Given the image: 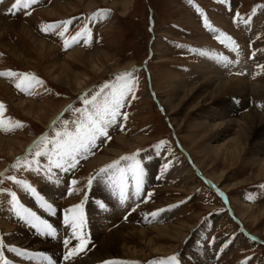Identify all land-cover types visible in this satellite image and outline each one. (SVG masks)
Segmentation results:
<instances>
[{
  "label": "rangeland",
  "instance_id": "obj_1",
  "mask_svg": "<svg viewBox=\"0 0 264 264\" xmlns=\"http://www.w3.org/2000/svg\"><path fill=\"white\" fill-rule=\"evenodd\" d=\"M14 2L15 0H0L2 7L0 16L5 17V22L9 24L19 21L34 37L53 44L54 50L38 55L33 42L26 39L19 29L7 28L0 36V73L9 71L18 74L30 73L41 81L33 83L31 87L17 88L16 84L20 82L19 76H0V104L3 105V109L0 110V119H3L6 125L9 121L13 125L18 122L19 125L12 127L11 130H0V137L16 138L19 142L15 141V144L11 141L0 142V149L4 152V154L0 153V172L4 173L0 175V219L6 222V225L0 223V257L3 261L7 264L18 263L17 258L19 262L22 261V256L16 257L18 256L16 254L15 257H11V254L15 250L13 245L20 246L13 244L20 238V235L17 237V230L23 222L17 214L19 207H26L28 204L24 203L26 189L23 184L14 183L13 180L20 176L31 179L33 183L27 184L29 193L36 192V186L39 190L44 189L45 184L50 180L47 174L43 178L42 175H34L24 162L28 158H33L38 168L43 171L49 165L50 155L53 163L60 160L62 163L68 162L69 165L75 164V167H72L74 174L67 186L68 193L60 192L59 198L52 196H57V191L61 189L59 182L55 183L50 190L47 188L51 195L46 191L47 199L55 202L56 199L59 200L54 203L56 212H59L61 208L64 213L62 216L61 212L55 214V217L57 216L55 222L59 223L62 219L58 227L62 231V239H52L46 229H43L41 237L44 241L41 239L39 241L47 245L49 242L57 241L56 247L58 244H63L65 253L61 256L57 254L60 260L70 249L75 248L83 249L77 254H82L80 258H84V255L95 250L96 240L103 235V232L122 224L134 225L136 229L144 230L151 229L153 226L175 223L192 216L190 220L192 227L201 225L202 219L224 209L223 203L229 204L231 199L232 215H228L227 219L233 220L236 227L231 226L230 221L226 220L222 230L216 233V239L224 240L229 238V233L240 230L236 222H240L255 233L238 213V208L235 206L237 204L234 201L254 207L261 206L264 203L263 198H256L250 202L243 198L253 189L258 190L259 186H264V180L240 185L233 191L224 188V186L237 184L242 181L243 176L248 175V166L254 160L249 154L250 151H245L233 167L224 166L221 163L222 154L219 155L221 157L217 158L215 164L205 158L203 152H200L203 150L214 156L216 146L223 144V138L232 136L230 129H225L220 135L219 131L212 128L218 120L223 121L224 118L221 116L227 115L231 110L228 118L239 117L242 114H249L250 110L233 112L235 108L229 100L236 98V94L225 93L212 99L198 100L197 97H200L198 88L191 97L185 96L183 91L184 88L213 75L211 73L206 76L203 73L206 70H201L204 60L202 59L200 63L198 61L204 53H225L230 48L225 44L226 41L230 42L231 47H252V51L249 48L250 52L260 56L263 60L261 73L257 76L253 75V79L248 82L246 75L242 77L246 78L244 81L248 85L264 87V0H35L27 8L18 7L9 11ZM53 2L60 5L51 7L56 9L55 16L42 12L47 10ZM124 3L125 6H122ZM98 10L107 11L102 12L101 15H93ZM149 18L152 19L151 30H149ZM66 21L71 23L67 24L65 31L63 22ZM49 25L55 27L48 28ZM85 26L90 35L81 36L73 42L72 37ZM61 32L63 35H60ZM66 40L70 45L68 47L65 46ZM5 42L20 53L22 60L15 59L5 50L3 47ZM76 50L91 52L86 55V58H92L93 62L83 63V59H79L81 56L76 55ZM95 50L99 51L93 52ZM244 51L243 49L242 54L245 53ZM67 52L73 57L65 59ZM63 61L65 65H61ZM144 61L145 63L142 64ZM214 63L215 59L210 55L208 65L215 68ZM194 67L199 68L197 76H193ZM48 70H55L54 72L60 74L65 81L62 84L52 81L47 73ZM73 73L82 75H78L79 77L75 79ZM126 73L129 75H124ZM121 76H124V79H120ZM229 77L241 78L235 75ZM222 78H228V76H222ZM78 81L84 82L80 89L77 86ZM126 86H130L131 91L127 92L122 99L120 114L107 126V135L97 136L95 141L89 143L86 148H80L74 154L75 159L59 155L58 145L55 142L59 141L62 144L68 140L63 133L67 132L74 136L77 128L85 123L88 117L94 116L106 102L113 99L114 94L118 95ZM261 94L248 90L244 98L252 97L254 105L258 101L264 102V95ZM86 100L90 103H85ZM168 100L169 102L165 104ZM212 100L215 102L212 105H216L219 112L211 120L208 117L210 109L207 104ZM17 101L40 104L45 113L41 112L38 120L28 117L23 114L24 110L21 111L14 105ZM171 103L178 105L173 113L169 112ZM251 110L264 116L256 108ZM56 114L58 118L48 125ZM200 117L205 120L204 124L201 123ZM58 132L62 134L60 137L56 135ZM186 134L189 138H194V142L189 141L187 136L184 140L182 136ZM117 136H124L127 139L138 137L144 140L138 142L132 140L131 146L117 145L116 151L110 155L109 159L88 167V162L104 149L113 146V140ZM42 137L47 138L43 144ZM30 142H32L30 150L25 151ZM8 143L16 149V152L10 156H7L5 151L11 147V145L6 146ZM19 144H21L20 148ZM37 152L41 155L37 156ZM186 153L196 167L194 169L187 167L180 172L175 167L177 166L180 170V167L185 168L186 163L189 164ZM256 153L257 160L264 156L258 151ZM133 154H135L134 160H127L129 163L133 162V165L135 162L140 166L159 164L161 181L160 185L153 189L152 198H147L148 201L141 200L132 204L131 207L128 206L131 213L123 219L120 215L114 214L117 211L121 214L122 209L117 208V200L114 198L115 191L118 193V190L117 183H111L112 168L105 172H100V169L106 168L114 161H121V157H131ZM201 161L202 165L199 164ZM26 163L29 164V161ZM221 170L224 177H220ZM207 171L220 180L222 178V184L211 178ZM167 173L172 175L169 182L166 181ZM207 180L216 184L217 189H213ZM161 183H163L162 186ZM8 190L16 192L19 199L16 198L18 200L15 203ZM119 191L122 194V191ZM173 203H180L181 206L179 210L175 209L177 211L169 214V211L163 207ZM75 205L81 206L80 212L69 211ZM108 211L110 213L107 215ZM81 213L82 224L78 218ZM36 215L32 213L31 218H35ZM88 218L91 219L88 224H92L91 232L94 233V238L85 224ZM110 218H113L114 222ZM73 222L77 224V227L72 226ZM248 222L250 225L253 224L250 219ZM26 223L31 224V220H27ZM113 223L114 226H112ZM256 227L264 229V219ZM52 230L49 231L57 235L56 231ZM206 232L207 228H204V233ZM189 233L190 231L180 242L167 241L165 244L176 245V250L161 256L112 257L93 264H105L108 261L121 262V264H159L160 261L164 264H187L184 258L192 257V252L185 249L184 239ZM147 235L153 236L154 233L149 232ZM21 237L25 239L27 236L24 234ZM20 244L24 247V242L21 241ZM128 244L135 246L130 242ZM255 246L257 247L243 246L232 254L226 255V258L218 264H240L245 262V256L251 252L256 254L257 264H264V245ZM25 249L27 248H20V250ZM198 250H200L199 247ZM22 254L24 253H20ZM77 254L67 259L68 262L71 263L79 258ZM5 256L9 257V260ZM169 257H175V261H169ZM194 259L196 260L195 257ZM216 261L218 258L214 259V262Z\"/></svg>",
  "mask_w": 264,
  "mask_h": 264
},
{
  "label": "bare ground",
  "instance_id": "obj_2",
  "mask_svg": "<svg viewBox=\"0 0 264 264\" xmlns=\"http://www.w3.org/2000/svg\"><path fill=\"white\" fill-rule=\"evenodd\" d=\"M55 5L60 6L59 3L53 2L52 5H50V7L47 8V10H45V11L43 10L42 12H45L48 15H54L55 14L54 10H56V9L55 8L52 9L51 7H53ZM122 6H125V3L122 4ZM1 8L2 7L0 5V15H1ZM5 19H6L5 17L0 16V36L4 33V31L7 28L19 29L21 31V33L24 34L26 39L33 42V45L35 46L38 55H44L45 53H50L51 51L54 50L53 44L48 43L42 39H38V38L34 37L23 26V24L20 23L19 21H15V22H12L9 24V23L5 22ZM3 47L5 48V50H7L9 52V54L12 55V57H14L17 60L18 59L22 60V56L20 55V53H18L13 47L8 45L6 42L3 43ZM98 51L95 50L93 52H98ZM89 53H91V52H86L83 50H76V55L81 56L79 59H83V63H85V61L87 63L93 62L92 58H86V55H89ZM210 55H212L213 58L215 59V63H214V64H216V66L214 65L215 68L212 67L211 65H208V60L210 58ZM235 55H237V52L234 53V51H232V50L226 51L225 54H223V55H217L214 53H204L203 56L200 57V61H198V63H200L203 59L204 60L203 65L200 64V65H202L201 70H204V69L206 70L205 72L203 71V73L206 74V76H209V74H211V73H213V75L209 76L208 78L201 80V82H198V83H196V84H194L188 88H184V91H183L184 95L191 97L192 93L194 91H196L197 88L199 89L198 94L200 93V95H199L200 97H197L198 100L199 99L208 100V98L212 99L218 95H222L225 93L236 94L237 96L241 97V99H240L237 96H235L236 100L242 101V103H241L242 106L239 105L238 103H233L229 100V102L235 108V111H233L235 113H237V112L239 113V110H242L244 107L248 106V100L250 98H249V96L244 98V96L248 90L253 91V92L262 93L261 95H264V87H261V86L259 87V86H256L255 84H254L255 86L254 85L253 86L248 85V83H246L244 81V79H246V78L242 77L243 76L242 74L241 75H235V76L241 77V78L229 77L230 75H228V72L230 69H232L231 68L232 66L234 67L233 68L234 71H239L240 73H243V69H246L244 64H246L247 61H245L244 63H242V61L241 62L237 61L235 59V57H237V56H235ZM72 57H73L72 54L68 53L65 56V59H69ZM64 63H65V61H63L61 63V65H65ZM198 63H196V65ZM195 67H194L193 76H197L199 74V71H198L199 68L197 67L198 69H196ZM210 70H212V71H210ZM54 71L48 70L47 73L51 77L52 81L57 82V83L61 82L60 84H62V82L65 80H63V77L61 78L60 74H56ZM51 74H52V76H51ZM73 75L76 79L79 76H81L82 74L73 73ZM222 76H224V77L228 76V78H222ZM59 78H61V79H59ZM246 81L248 82L249 80L246 79ZM83 84H84L83 81H78L77 82L78 89H80ZM168 102H169V100L166 101L165 104H167ZM213 103L215 104L214 100H212L211 102H209V104H207L209 109H210V112L208 113V117H210L211 120L213 117H215V114L217 112H219L217 109V106L212 105ZM14 105L19 110H21V111L24 110L25 112H23V114H25L26 116L32 117V118L34 117L37 120L39 119L40 114H42L41 112L45 113L44 110L42 111L40 104H35L33 102H30V101H17V102H15ZM232 105H231V108L234 109L232 107ZM26 107H28V109L25 110ZM175 108H178V105L172 104L170 106L169 112L173 113L175 111L174 110ZM251 109H253V107L248 109V111L250 110L249 114H242L239 117L234 116V118H228V113L231 112V110L228 111L227 115H224V116L220 115L221 118H224V119H222L223 121L221 122V119L219 118L220 121L218 120L217 121L218 123L213 125L212 128L219 131L220 135H222V132L225 129H230L232 132V136L230 135L229 137L223 138L224 142L220 146H216L217 149H215L214 156L210 153L208 154V153H205L203 150H200V152L204 153L203 155L205 156V158H207L208 160H210L212 163H215V164L217 162V158L221 157L219 155L222 154L223 156L221 157L222 158L221 163H223L224 166L229 165L231 167H233L235 165V163L239 162L242 154L245 151H247V150L250 151L249 154H250L251 158H253L254 160H253V163L250 166H248L249 167L248 175L246 177L243 176L242 181L238 182L237 184L224 186V188H226L229 191H233V189H235L236 187H239L240 185H243V184L254 183L253 181H258L260 179L264 180V156L261 158H258L259 161L255 157L256 155H258L256 153V151H258L259 154L260 153L264 154V120L262 118L263 115L261 116L258 112H256L255 110H251ZM259 111L262 112L261 110H259ZM201 118L202 117H200L201 123L204 124L205 120L203 118L202 119ZM178 127H180V125ZM209 127L211 128L210 125H209ZM185 136L188 137V135L186 134V135L182 136L184 138V140H185ZM193 139L194 138L188 137L189 141L194 142ZM132 140L134 142H138V141L144 140V138H138L137 137L134 139H127V138H124V136H117L113 140L114 141L113 146L110 148L104 149L93 160L88 162L87 166L90 167V166H93L95 164H98L102 161L109 159L111 157L110 155L116 151L117 145L131 146ZM6 141L7 142L11 141L15 144L16 138L0 137V142H6ZM16 142L19 143L18 141H16ZM10 145L11 144L8 143L6 146H10ZM20 147H21V144H19V148ZM4 150H5V148H4ZM190 150H192V149H190ZM5 151L7 152L6 155L10 156L16 152V149L13 148L11 145V147H9ZM0 153L4 154V152L1 149H0ZM199 164L202 165L203 162L201 161V162H199ZM184 169H186V168H181L178 171L181 172ZM207 173H209V171H207ZM219 174H220V177H224L223 176L224 173H222V170L219 172ZM208 175H210V177L213 178L217 183L218 182L221 183V181L223 180L222 178L220 180L215 175H212V173H209ZM171 177H172V175L170 173L167 174V180L168 181L170 180L169 178H171ZM151 178L152 177H149V178L146 177V179L144 178L143 181H146L147 183H149L148 181ZM58 182L64 183L63 176L59 175V173L56 174L55 178L51 181V183H48L47 187H45L46 190H47V188H48V190H50V188L54 187L55 183H58ZM102 187H103V185H102ZM61 190L62 189L57 191V196L55 195L56 197H60L59 192ZM43 193H45V191H43ZM108 198H109V196H108ZM233 201H234V199H233ZM56 202H57V200H56ZM234 202H236V204H237V205H235V204L234 205L237 206L238 213L240 214V216L247 222V224L255 231V233L257 235H259L261 238H264V229H260V228L258 229L256 227L257 224L264 219V217H262L264 215V203L261 204V206H257V207L255 206L254 207L252 205L239 203L236 200ZM128 206H129V203L126 202V204H118L117 208L120 210L122 209L121 210L122 211L121 214H122L124 211H126L128 209L127 208ZM256 211H259V212H256ZM41 213L44 214V213H47V211L42 209ZM108 213H110V211L107 212V215H108ZM114 214L115 215L118 214L121 217V214L118 211H117V213H114ZM129 215L130 214H128V216ZM191 217L192 216H188V217H185L182 220L175 222V223L165 224V225H161V226H153V227H151V229H144V230H138V229H136V227H134V225L132 226V225H125V224L117 226L116 228L114 227L113 229H109V230L103 232L102 236H99V238L96 240V247L94 248L95 250L89 252V254H87V255H84V258L83 257L80 258V256L82 254H77V256H79V258H77L75 261H73L71 263H69L68 260L65 259V257L62 260H60V258H57V254H59L61 256L63 253H65L63 251L64 248L62 247L63 244H58V246L56 247L55 244L57 243V241H53L54 244L49 242L48 245L43 243L42 241H39L40 239L44 241V239L39 238L37 235H35V232L33 233L30 229H28L29 230L28 231L27 227H26L27 225H25L26 223L24 222V224L22 223L21 227L17 230V237H19L18 235H20V238L13 243V244H17L20 246L13 245L15 250L12 252L11 257H15L17 254L18 256H16V257L22 256L21 258H23V257L26 258V260H24V261L20 260V262H19V258H17L16 261H18V263L16 262V264H29V263L30 264L31 263L32 264H35V263L60 264L61 262L62 263L68 262L67 264H93V263L99 262L102 259H107V258H112V257L147 258V257L155 256V255L161 256L163 254H167L171 251H174V249H175L176 245L169 244V243L165 244L167 241H170L171 243L180 242L186 236L187 232L190 231L189 229L192 227L191 221H190ZM27 219H29V217H27ZM110 219H112L114 222L113 218H110ZM129 219H131V217ZM249 219L253 221V224H251V225L249 224V222H248ZM89 221L91 222V219ZM4 222L5 221H3V220L0 221V223L2 225H6V222H5V224H4ZM112 226H114V223L112 224ZM23 227L25 228V230H23L24 229ZM49 227L50 226H48V229H49ZM87 227L89 228L88 232L93 235L94 233L91 232L92 224L87 223ZM52 231H55V230L53 229ZM93 232H94V230H93ZM149 232L154 233V235L148 236L147 233H149ZM24 234L27 236L25 239H23L21 237V236H24ZM56 237H57V239L61 238L58 235H55V238ZM93 238H94V235H93ZM21 241L24 242V244H23L24 247H21V245H22V244H20ZM128 242L133 243L135 246H131L130 244H128ZM186 243L184 245H186ZM25 247L27 249L20 250V248L23 249ZM44 248H46V250H44ZM193 248L198 250V247L196 246V244H194ZM75 249H77V248H75ZM82 251H83V249H82ZM35 252L42 253L41 256L43 258H40L41 260L35 258L37 256V253H35ZM213 252L216 254V251H213ZM20 253H24V254L20 255ZM43 254L47 255L48 257L44 256ZM215 254H212L211 256H209V254H208L207 259L205 256H203L202 259H199L198 257H196V260H195L193 257L194 253H192L191 254L192 257H188V256L185 257L184 256L185 257L184 259H185V262L187 264H218V262L222 261L226 257V255H224V254H222L220 256H216L218 258V261H216L217 262L216 263V262H214ZM5 258L7 260H9V257L5 256ZM208 259L209 260L213 259V261L212 262L209 261L207 263H204L205 260L208 261Z\"/></svg>",
  "mask_w": 264,
  "mask_h": 264
},
{
  "label": "snow or ice",
  "instance_id": "obj_3",
  "mask_svg": "<svg viewBox=\"0 0 264 264\" xmlns=\"http://www.w3.org/2000/svg\"><path fill=\"white\" fill-rule=\"evenodd\" d=\"M35 0H15V2L11 5V8L9 11L16 9L18 7H24L27 8L31 3H34ZM107 10H98L97 13H94L93 15H101L102 12H106ZM65 25V31L67 30V24L71 23V21H66L63 22ZM55 27L54 25H49L48 28ZM60 35H63V32L60 33ZM90 32L85 26L80 32H77L76 36L72 37V41L76 42L77 39L81 36H89ZM230 39V38H228ZM85 42H87V39H85ZM65 46L68 47L70 46L68 41H65ZM124 75H129V74H124ZM0 76H19L20 82L16 84L17 88H23L25 86L31 87L33 83H40L35 76H33L30 73H13L11 71L9 72H2L0 73ZM120 79H124V76L119 77ZM131 91L130 86H126L125 89H122L118 95L113 96V99L110 102H106L103 108L99 111H97L94 116H90L87 118V121L85 123H82L76 131V134L73 136L72 134H69L67 132L63 133L64 136L68 137V140L65 141L64 143H59V141H56L55 143L58 145V154L61 155L62 157H69L70 159H75L74 154L77 153L80 148H86L89 143H92L95 141L97 136H102V135H107L106 129L107 126L112 123L115 120V117L119 115V108L121 107L122 104V99L126 95L127 92ZM134 98V97H133ZM95 99V98H93ZM85 103H90L89 101H85ZM3 109V105L0 104V110ZM127 118V115L125 114V119ZM14 126H19L18 122L16 125H13L12 122H8L7 125L3 119H0V130H11L12 127ZM57 137H60L62 134L57 133ZM47 141L46 137L41 138V143H45ZM37 156L41 155L40 152L36 153ZM135 154L133 156H125L121 157L122 160H134ZM118 161H114L112 164H109L106 166V168H101L100 172H105L109 168H113ZM57 167H60L61 165L57 164ZM70 167H75L74 163H71L69 165ZM15 167V165H13ZM134 170V174L136 175L137 179H139V165L136 164ZM10 179H14L11 178ZM17 183H20V181H16ZM75 183V182H73ZM13 201H16V197L13 194L12 196ZM70 212L76 211L80 212L81 211V206L80 205H75L73 209H69ZM18 215L20 214L19 212L17 213ZM155 215V213L153 214ZM80 220V223L82 224V213L78 217ZM72 226L75 228L77 227V224L73 222ZM83 243V241H82ZM67 245V241L65 242ZM82 248H77V249H70L69 252L65 255V259H70L71 256L77 254L78 251H81ZM169 261H175V257H169ZM0 264H7L6 261H3V258L0 257ZM105 264H121V262H116V261H108L105 262ZM159 264H164L163 261H160Z\"/></svg>",
  "mask_w": 264,
  "mask_h": 264
},
{
  "label": "crops",
  "instance_id": "obj_4",
  "mask_svg": "<svg viewBox=\"0 0 264 264\" xmlns=\"http://www.w3.org/2000/svg\"><path fill=\"white\" fill-rule=\"evenodd\" d=\"M257 105L258 106H261V105H263V108H264V102L262 101V102H257ZM263 114H264V111L262 112ZM163 185V183H161V186ZM263 190H264V186H263ZM191 196V195H190ZM189 198H191V197H189ZM231 201H232V199H231ZM179 210V209H178ZM228 218V215H226V214H223V215H221L220 216V218H219V222H214L213 223V230H212V233H211V235H213L215 232H219V231H221L222 230V228H223V226H224V224H226V220H229V219H227ZM230 221V224H231V226H235V224H234V222H233V220H229ZM233 231V230H232ZM230 235L232 234V233H229ZM246 246H251V247H257V246H255V245H246ZM243 246H236V245H234L233 246V249H232V252L233 251H235V250H238V249H240V248H242ZM250 255H252V258L250 259ZM244 261L245 262H241L240 264H257V258H256V254H254V253H250V254H248L247 255V257L246 258H244Z\"/></svg>",
  "mask_w": 264,
  "mask_h": 264
}]
</instances>
